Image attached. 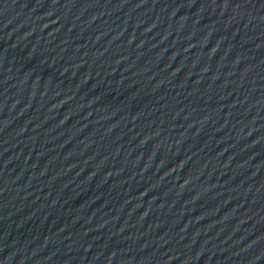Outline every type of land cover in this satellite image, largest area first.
Segmentation results:
<instances>
[{"label": "water", "instance_id": "obj_1", "mask_svg": "<svg viewBox=\"0 0 264 264\" xmlns=\"http://www.w3.org/2000/svg\"><path fill=\"white\" fill-rule=\"evenodd\" d=\"M0 264H264V0H0Z\"/></svg>", "mask_w": 264, "mask_h": 264}]
</instances>
